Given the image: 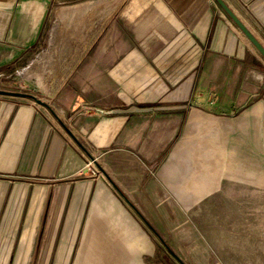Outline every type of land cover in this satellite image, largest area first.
Listing matches in <instances>:
<instances>
[{"label":"crops","instance_id":"crops-1","mask_svg":"<svg viewBox=\"0 0 264 264\" xmlns=\"http://www.w3.org/2000/svg\"><path fill=\"white\" fill-rule=\"evenodd\" d=\"M106 1L97 41L43 98L22 76L0 89V174L26 180L18 208L51 240L82 254L91 241L117 264L150 253L142 195L210 192L219 175L264 182V59L215 0ZM223 1L264 46V0ZM54 3L0 0V81L41 47Z\"/></svg>","mask_w":264,"mask_h":264},{"label":"rangeland","instance_id":"rangeland-1","mask_svg":"<svg viewBox=\"0 0 264 264\" xmlns=\"http://www.w3.org/2000/svg\"><path fill=\"white\" fill-rule=\"evenodd\" d=\"M103 3L113 2L54 3L41 47L11 66V76L0 81V89L21 90L22 76V90L43 98L45 90L53 88L87 46L97 41L108 20L99 12ZM16 74L19 80L12 79ZM202 102L207 107L213 104L208 94ZM194 138L193 130H188L186 143L192 145ZM197 139L201 153L206 154L208 124H203ZM221 156L217 169L225 174L226 154ZM25 182L0 174V264H103L106 258L99 256L103 249L95 246L91 250V241H85L83 254L79 241L70 251L71 241L57 240L56 234L50 239L53 226L32 223L35 218L18 208L32 194L23 191ZM134 203L139 206L140 221L154 240H147L148 255L138 254L131 260L124 256L117 264H264V182L259 184L257 178L219 175L217 189L210 192L145 194ZM138 248L137 252H142Z\"/></svg>","mask_w":264,"mask_h":264},{"label":"water","instance_id":"water-1","mask_svg":"<svg viewBox=\"0 0 264 264\" xmlns=\"http://www.w3.org/2000/svg\"><path fill=\"white\" fill-rule=\"evenodd\" d=\"M215 1L226 12V14L231 18V20L236 24V26L247 37V39L251 42V44L256 48V50L264 59V46L259 42V40L253 35V33L247 28V26H245V24L235 15V13L227 6V4L223 0Z\"/></svg>","mask_w":264,"mask_h":264},{"label":"trees","instance_id":"trees-1","mask_svg":"<svg viewBox=\"0 0 264 264\" xmlns=\"http://www.w3.org/2000/svg\"><path fill=\"white\" fill-rule=\"evenodd\" d=\"M154 231V230H153ZM154 233L157 235V233L154 231ZM158 236V235H157ZM159 238H160V236H158ZM171 255H173L172 253H171Z\"/></svg>","mask_w":264,"mask_h":264},{"label":"bare ground","instance_id":"bare-ground-1","mask_svg":"<svg viewBox=\"0 0 264 264\" xmlns=\"http://www.w3.org/2000/svg\"><path fill=\"white\" fill-rule=\"evenodd\" d=\"M256 49V48H255Z\"/></svg>","mask_w":264,"mask_h":264}]
</instances>
